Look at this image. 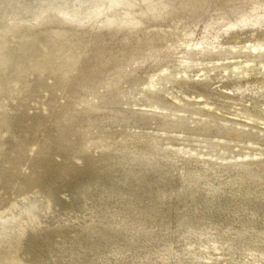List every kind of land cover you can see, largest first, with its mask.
<instances>
[{
  "label": "bare ground",
  "instance_id": "1",
  "mask_svg": "<svg viewBox=\"0 0 264 264\" xmlns=\"http://www.w3.org/2000/svg\"><path fill=\"white\" fill-rule=\"evenodd\" d=\"M249 6L250 0H0L1 264L7 254L15 264H208L210 250L229 252L221 264H235L238 252L264 257V167L178 166L167 148L90 152L94 122L91 105L82 103L88 95L109 107L139 89L157 97L155 81L169 72L160 69L173 51L144 71L106 74L203 21L229 19ZM52 21L88 27L94 38L61 41L49 30ZM24 33H36L25 47ZM11 41L20 46L7 48ZM39 56L67 72L34 74L31 61ZM203 102L210 109L217 103ZM168 104L181 102L171 97ZM132 116L106 115L101 133L121 144L135 135ZM143 142L139 148L148 150L149 137ZM38 203L44 220L35 213ZM209 220L218 229L206 227Z\"/></svg>",
  "mask_w": 264,
  "mask_h": 264
},
{
  "label": "rangeland",
  "instance_id": "2",
  "mask_svg": "<svg viewBox=\"0 0 264 264\" xmlns=\"http://www.w3.org/2000/svg\"><path fill=\"white\" fill-rule=\"evenodd\" d=\"M75 28L83 31L76 32ZM49 30L58 32L61 41L80 39L87 43L94 38L88 27L74 26L71 30L58 21H52ZM36 33L41 35L40 31ZM36 33H24L20 44L25 47L24 44L33 39ZM43 34L48 36L47 32ZM12 42L7 48L20 46ZM162 46L152 48L141 59L127 62L106 74L111 79L116 77L118 71L126 74L133 70L144 71L156 58L165 55L166 50L173 51L171 63L160 69L163 72L167 67L169 72L160 75L155 81V87L162 92L157 97H147L139 89L124 100L122 98L121 103L109 107L98 105L93 96L83 98L84 106L91 105L89 115L94 122L92 131L87 135L90 141L88 150L133 154L144 151L154 154L152 150L167 148L178 166L194 163L213 169L264 167V56L254 53L255 49L264 50V0H250L246 12L238 16L203 21L182 33L172 43ZM31 62L36 67L34 74L55 76L67 72H60L61 62L52 58L39 56L32 58ZM25 72H28L27 69ZM24 83L20 84L21 90L27 92L31 86ZM171 97L178 99L181 104L170 107L168 100ZM200 97L207 102L217 103L210 109ZM132 114L134 136L119 139L121 144L109 142L110 137L103 136V124L100 122L103 117H127ZM123 131L130 132L126 128ZM145 136L149 137L151 144L148 150L139 148ZM43 196L48 198V195ZM59 197L63 202L67 200L64 196ZM38 204L40 206L35 213L44 220L47 215L44 207ZM61 213L58 212V215ZM259 218L262 219V215ZM205 222L206 227L214 223L212 220ZM214 228L218 229V226ZM205 254L204 262L208 264H221L220 261L229 256V252L224 250H210ZM209 258L213 259L209 261ZM235 259L238 262L235 264H246L253 260L264 263V257L259 253L249 255L238 252ZM5 262L15 264L11 254L6 255Z\"/></svg>",
  "mask_w": 264,
  "mask_h": 264
},
{
  "label": "water",
  "instance_id": "3",
  "mask_svg": "<svg viewBox=\"0 0 264 264\" xmlns=\"http://www.w3.org/2000/svg\"><path fill=\"white\" fill-rule=\"evenodd\" d=\"M28 22V21H27ZM37 21H34V23H36ZM76 31L80 32L81 30H77V28H75ZM15 30V29H14ZM72 30V29H71ZM4 264L6 263L5 261L3 262Z\"/></svg>",
  "mask_w": 264,
  "mask_h": 264
}]
</instances>
